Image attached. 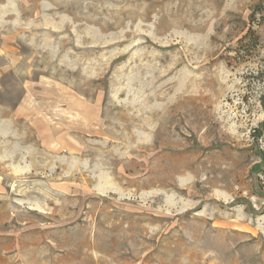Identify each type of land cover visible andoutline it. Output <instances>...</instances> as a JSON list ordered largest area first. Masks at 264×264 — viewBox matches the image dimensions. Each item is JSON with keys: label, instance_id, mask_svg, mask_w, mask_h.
<instances>
[{"label": "rangeland", "instance_id": "1", "mask_svg": "<svg viewBox=\"0 0 264 264\" xmlns=\"http://www.w3.org/2000/svg\"><path fill=\"white\" fill-rule=\"evenodd\" d=\"M263 51L264 0H0V264H264Z\"/></svg>", "mask_w": 264, "mask_h": 264}, {"label": "trees", "instance_id": "2", "mask_svg": "<svg viewBox=\"0 0 264 264\" xmlns=\"http://www.w3.org/2000/svg\"><path fill=\"white\" fill-rule=\"evenodd\" d=\"M248 38L246 45H251V47L256 48L258 42L256 37H247V34L243 36L240 44H242L245 39ZM261 63L258 64L254 72V77L260 79L264 83V51L261 57ZM259 106L264 113V89L262 94L258 97ZM252 139V150L257 157V162L252 167V173L255 175L257 181V192L258 195L264 197V120L259 122L255 128H253L251 133Z\"/></svg>", "mask_w": 264, "mask_h": 264}]
</instances>
